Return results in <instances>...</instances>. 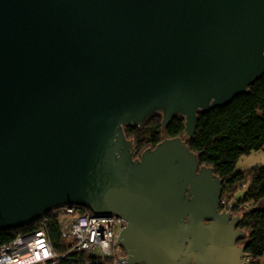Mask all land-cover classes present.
I'll list each match as a JSON object with an SVG mask.
<instances>
[{
    "label": "water",
    "instance_id": "95a60500",
    "mask_svg": "<svg viewBox=\"0 0 264 264\" xmlns=\"http://www.w3.org/2000/svg\"><path fill=\"white\" fill-rule=\"evenodd\" d=\"M264 74V0H0V231L68 205L126 221L128 264H245L188 140ZM183 136L136 155L126 126Z\"/></svg>",
    "mask_w": 264,
    "mask_h": 264
},
{
    "label": "trees",
    "instance_id": "16d2710c",
    "mask_svg": "<svg viewBox=\"0 0 264 264\" xmlns=\"http://www.w3.org/2000/svg\"><path fill=\"white\" fill-rule=\"evenodd\" d=\"M184 123V117L174 116L164 131L161 114H155L142 127L126 126L125 133L134 140L136 155L140 156L165 138L183 136ZM188 145L198 154L200 164L213 167L223 180L222 198L228 194L235 199L221 204V208L238 210L246 203L252 206L238 227L247 232L244 249L251 259L246 264H264L261 261L264 259V208L256 206L264 199V164L248 170L237 168L242 157L264 149V74L250 85L249 93L239 94L229 104L199 114L196 133ZM240 190H245L243 197L235 198L234 193ZM79 209L82 214H93L87 207ZM43 217L47 219L48 234L56 251L63 252L61 210L54 208L35 220ZM33 221L21 228L0 231V247L28 230ZM54 264H72V260L58 259Z\"/></svg>",
    "mask_w": 264,
    "mask_h": 264
},
{
    "label": "built area",
    "instance_id": "2783aa9c",
    "mask_svg": "<svg viewBox=\"0 0 264 264\" xmlns=\"http://www.w3.org/2000/svg\"><path fill=\"white\" fill-rule=\"evenodd\" d=\"M79 208H59L63 252L56 251L43 217L0 247V264H54L64 258H70L72 264H128L129 254L119 241L126 221L115 215L82 214ZM250 259L248 255L244 257L245 261Z\"/></svg>",
    "mask_w": 264,
    "mask_h": 264
},
{
    "label": "rangeland",
    "instance_id": "374dc122",
    "mask_svg": "<svg viewBox=\"0 0 264 264\" xmlns=\"http://www.w3.org/2000/svg\"><path fill=\"white\" fill-rule=\"evenodd\" d=\"M264 164V149L258 152H254L250 155H246L244 157H242V159L239 161L237 168L238 169H247V168H254L257 165H261ZM248 170V169H247ZM245 193V190H240L237 193H234V197L235 198H240L243 197ZM233 195V194H232ZM230 195L225 194V196L222 198L221 197V204H228V203H232L235 201V199L233 197H229ZM258 208H264V199L261 200L257 205ZM252 209V206L249 205V203H246L244 205H241L239 207L238 210H229V208H221V210H227V211H232L235 214L239 215V216H243L246 212H249V210ZM240 245L244 247L245 245V240H242L240 242ZM261 261L263 262L264 259H261ZM248 261H246L247 263Z\"/></svg>",
    "mask_w": 264,
    "mask_h": 264
},
{
    "label": "flooded vegetation",
    "instance_id": "af4514ba",
    "mask_svg": "<svg viewBox=\"0 0 264 264\" xmlns=\"http://www.w3.org/2000/svg\"><path fill=\"white\" fill-rule=\"evenodd\" d=\"M231 212H232V211H231ZM232 213H233L234 216L237 215V214H235L234 212H232ZM241 241H242V240H239V241L237 242L239 246H241V245H240V242H241ZM244 257H245V256H244ZM244 257H243L242 260H243V262H245V264H246V261L244 260Z\"/></svg>",
    "mask_w": 264,
    "mask_h": 264
},
{
    "label": "bare ground",
    "instance_id": "6f19581e",
    "mask_svg": "<svg viewBox=\"0 0 264 264\" xmlns=\"http://www.w3.org/2000/svg\"><path fill=\"white\" fill-rule=\"evenodd\" d=\"M56 209H59V208H56ZM245 256H247V255H245Z\"/></svg>",
    "mask_w": 264,
    "mask_h": 264
}]
</instances>
